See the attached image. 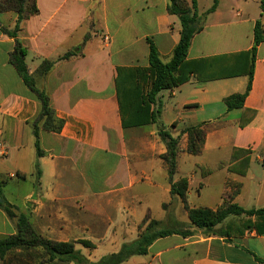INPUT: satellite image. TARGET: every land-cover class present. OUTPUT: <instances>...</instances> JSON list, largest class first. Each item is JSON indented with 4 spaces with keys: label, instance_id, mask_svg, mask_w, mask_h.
<instances>
[{
    "label": "crops",
    "instance_id": "obj_1",
    "mask_svg": "<svg viewBox=\"0 0 264 264\" xmlns=\"http://www.w3.org/2000/svg\"><path fill=\"white\" fill-rule=\"evenodd\" d=\"M210 1L197 0L203 29L187 57L210 59L206 73L160 94L159 123L123 127L117 68L148 67V39L163 62L172 59L182 27L168 11L169 0H37L38 13L21 23L18 39L28 52L29 73L64 122L59 132L40 128V157L33 133L40 102L10 62L15 39L0 30L1 192L43 238L74 242L96 263L136 241L144 222L167 228L181 223L189 225L190 236L158 238L147 254L121 264H264V215L231 216L215 234L190 226L186 209L216 211L225 202L264 208V43L257 47L243 108L230 111L225 99L246 91V74L204 81L225 56L254 47L255 24L264 25L261 0H219L205 17ZM17 19L14 11L0 13L2 27L13 29ZM73 50L79 51L60 60ZM43 60L54 66L36 75ZM160 124L178 140L174 173L163 158L169 148ZM199 125L206 136L194 155L185 131ZM182 178L188 180L186 204L172 195ZM234 184L240 185L236 195ZM16 232L15 221L0 208V238Z\"/></svg>",
    "mask_w": 264,
    "mask_h": 264
},
{
    "label": "trees",
    "instance_id": "obj_2",
    "mask_svg": "<svg viewBox=\"0 0 264 264\" xmlns=\"http://www.w3.org/2000/svg\"><path fill=\"white\" fill-rule=\"evenodd\" d=\"M219 0H214L209 13L214 12ZM261 8L264 14V0H261ZM14 11L18 14L17 22L13 29L0 25V30L10 38L15 39L16 46L11 53L10 62L17 70L25 85L35 94L41 106L38 121L34 125L33 133L36 138L37 155L43 156L44 152L40 146V128L59 132L64 122L57 119L51 107L50 97L45 90L36 85V79L29 73L26 58L28 52L18 39L21 31V23L29 17L38 13L37 0H0V13ZM168 11L177 15L181 22V37L173 50L172 59L165 63L161 60L160 53L155 43L148 39L149 43V65L148 67H118L115 80L123 127H137L160 122L163 104L160 94L165 90H173L187 83L191 77L201 76L206 73L207 64L210 59L188 60V52L195 35L203 29V16L199 14L197 0H169ZM264 43V25L261 20L257 21L254 28V47L248 52L225 56L222 65L216 64L215 72L204 81L230 78L246 74L249 82L246 91L241 94H233L225 99L228 110L240 109L245 105L246 98L252 88L254 64L256 60L257 47ZM73 50L66 53L60 60H67L78 53ZM235 61V62H234ZM233 64H232V63ZM242 67H245L241 70ZM219 65V66H218ZM54 62L43 60L36 71V75L45 76L53 68ZM40 123V124H39ZM188 134L187 151L198 155L201 153L205 141L204 125L187 128ZM159 133L164 140L168 141L169 152L163 158L169 162L171 173L176 169V157L179 149L178 140L173 139L162 124ZM249 159H245L246 166ZM5 182V181H4ZM3 183V182H2ZM0 183V208L5 211L9 219L16 223L17 232L12 236L0 238V260L4 264H121L135 255L147 254L148 247L158 238L181 233L187 237L192 234L189 227L175 223L166 230L154 231L160 225L157 221L148 224L144 222V229L139 238L124 245L120 252L102 258L96 263L90 262L77 249L74 242H55L43 238L32 227L28 217L6 201L1 192ZM236 195L240 185L234 184ZM188 180L182 178L172 186V195L178 196L185 204L187 202ZM172 203L165 204L168 210ZM189 220L193 227L205 228L209 233H222L216 230L231 216L264 215V208L259 210H245L244 208L225 202L223 206L213 211L208 208H190L186 204ZM86 248H93L89 241L80 242Z\"/></svg>",
    "mask_w": 264,
    "mask_h": 264
},
{
    "label": "rangeland",
    "instance_id": "obj_3",
    "mask_svg": "<svg viewBox=\"0 0 264 264\" xmlns=\"http://www.w3.org/2000/svg\"><path fill=\"white\" fill-rule=\"evenodd\" d=\"M213 3H214V0L210 1L209 4L207 5V7H206V13L204 14L205 17H207L208 15L211 14V13H209V10H210V8L213 6ZM166 91H167V90H165L164 92H166ZM183 222H184L185 224H190L188 220H183ZM188 226H189V225H188ZM166 229H168V228H167L165 225H163V226H160V225H159V226L155 227L153 230H154V231H158V230L163 231V230H166ZM0 264H4V262L0 260Z\"/></svg>",
    "mask_w": 264,
    "mask_h": 264
},
{
    "label": "water",
    "instance_id": "obj_4",
    "mask_svg": "<svg viewBox=\"0 0 264 264\" xmlns=\"http://www.w3.org/2000/svg\"><path fill=\"white\" fill-rule=\"evenodd\" d=\"M0 201H1V197H0Z\"/></svg>",
    "mask_w": 264,
    "mask_h": 264
},
{
    "label": "built area",
    "instance_id": "obj_5",
    "mask_svg": "<svg viewBox=\"0 0 264 264\" xmlns=\"http://www.w3.org/2000/svg\"><path fill=\"white\" fill-rule=\"evenodd\" d=\"M106 40H107V38H106Z\"/></svg>",
    "mask_w": 264,
    "mask_h": 264
}]
</instances>
